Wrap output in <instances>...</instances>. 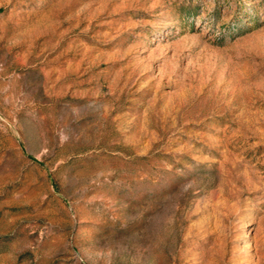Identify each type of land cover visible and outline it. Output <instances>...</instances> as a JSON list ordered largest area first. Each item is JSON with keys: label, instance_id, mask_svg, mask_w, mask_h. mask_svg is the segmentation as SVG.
<instances>
[{"label": "rangeland", "instance_id": "rangeland-1", "mask_svg": "<svg viewBox=\"0 0 264 264\" xmlns=\"http://www.w3.org/2000/svg\"><path fill=\"white\" fill-rule=\"evenodd\" d=\"M0 264H264V0H0Z\"/></svg>", "mask_w": 264, "mask_h": 264}]
</instances>
